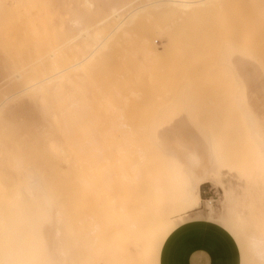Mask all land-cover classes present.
Instances as JSON below:
<instances>
[{"label": "rangeland", "instance_id": "374dc122", "mask_svg": "<svg viewBox=\"0 0 264 264\" xmlns=\"http://www.w3.org/2000/svg\"><path fill=\"white\" fill-rule=\"evenodd\" d=\"M92 1L95 2V8L93 5L87 10L88 6L84 0H0V100L10 96L4 107L0 109V204H2L0 206L5 210L0 207V213H9L8 218H11H9L11 224L9 229L20 234L17 244L25 245V248L21 246L24 251L20 250V254L29 258L28 260L20 255L17 250L20 246L15 248L17 245L14 244V252L18 253L15 254V260L18 263H14V259L11 263L20 264L28 261L25 264H49L50 258L44 256L52 253L55 243L52 233L55 227L54 220H49L53 219L51 213L53 214L58 208L57 205L65 208L66 214L74 221L83 217L84 213L96 216L105 211L101 220L107 222L104 226L105 235L108 236L104 237L107 241L95 250L93 248L90 257L86 255L88 258L86 264H123L127 258L129 260V257L136 258L133 253L135 247L129 252L130 247L138 246L132 241L131 231L128 228L117 227L115 223L109 225V220L105 216L107 209L114 207L112 203H115L116 199H123L124 184L132 181L130 178L124 179L123 175L124 169L129 167L124 149L126 145L128 149L132 140L138 144L141 150L140 157L143 159L141 160V177L137 182L139 190L147 188L145 185H149L153 179L156 186H164V189H168L172 171L178 166L184 168L180 163L182 156L167 157L162 152L164 146L181 142L179 148L182 152L194 151V154L197 152L198 155L203 156L204 160H210V147L216 146L214 154L218 156L220 164L212 168L215 171L212 175V183L201 184V198L212 201L216 218L225 214V210L232 206L236 212L241 213L243 216V222L239 226L241 238L245 237V232L257 230L264 217V181L259 172L261 160L258 162L259 159L254 154L256 153L254 143L258 133L252 127L254 119L259 118L257 123L264 124V89L262 88L264 86V0H214L207 4L210 6H206L204 11L202 9L201 14L198 10L199 13L194 11L195 16L191 14L179 17L178 13L175 15L171 13L167 17L160 11L154 14L156 18L154 15L152 19L149 16L145 18V21H141L140 26L138 23L131 27V30L129 28L124 37L115 39L111 46L101 53L92 67L94 71V136L96 140H106L105 146L109 147L108 152L101 150L100 153L104 157L109 155L112 159H116L111 174L113 185L110 190H106L94 181V192L90 194L94 196L90 198L92 202L90 203L87 199L86 202L89 204L77 206L75 205L77 196L70 189L73 187L63 184L59 176L57 179L56 172L46 170L48 167H50L48 170L52 168L56 160L52 162L53 158L57 157L59 160L60 146L64 145L62 143L64 131L59 129L62 122L44 113L42 108L44 102L39 93L31 90L20 91V93L19 90L27 85L26 79L33 76L40 61L38 58L43 57V52L48 50L51 38L55 43H60L73 30L69 24L72 18L80 15L83 23L94 21L98 13L119 0ZM156 28H160L163 34L161 37L152 35L151 30ZM47 37L51 38L47 39ZM148 39L151 44L154 43L152 46L158 51L157 54H155L156 51H151L150 54L149 50L142 47L144 40ZM66 52L73 54L75 48L70 47ZM242 55H246L247 64L250 65L251 70H255L257 79L262 83L260 86L262 91H259L258 95L244 80ZM45 59L42 62L45 63ZM18 70L23 73L21 84L5 80L7 78H4L5 76ZM25 70L27 73H24ZM17 85L22 87L19 88ZM14 94L16 95L13 97ZM170 110L178 111V115H166V112ZM261 114L262 119L258 116ZM155 120H157L156 126L164 125L166 128H162L164 131L162 133L156 132L161 135L159 138L151 137L150 126ZM54 124L59 125V128ZM171 133L173 136L179 134V138L174 136L178 140L174 139ZM163 137L167 138L163 139ZM181 139L184 140L179 141ZM118 142L121 144L118 145ZM53 147L55 150L58 148V151L52 150ZM166 150H170V147ZM51 156L53 157L49 160ZM17 158L18 161H15ZM145 158L148 159L147 166L143 164ZM47 160L50 161L49 166ZM14 161L19 165L22 162L25 168L21 167L22 164L16 167L17 164ZM102 163H105V160ZM55 164L52 169L56 168ZM26 166L31 167L30 170L33 171H28L29 167ZM34 171H37V176L45 179L48 175V178L46 176V179L42 180L36 176L34 180L36 175ZM42 171L45 172V176ZM99 173L100 182L109 180L105 177L104 170L101 169ZM162 173L165 174L162 175ZM134 174L135 172H131L130 176ZM28 176L34 178V184L32 179L27 180ZM38 178L41 179L40 184L42 182L44 184L46 180L49 182L44 185L45 188L37 187L40 189L36 190H43V193L32 191L33 194L30 196L24 188L26 192L17 194L23 192L21 183H27L26 187H29V190L32 185L40 186L37 183ZM53 181L56 184H53ZM49 184L56 189L54 191L59 189L56 192L57 194L59 192L57 195L59 200L50 196L49 189L52 188ZM35 188L33 187L32 190ZM46 190L50 192L47 194ZM69 191L73 194L67 196ZM37 194H44L45 197L42 200V197ZM118 195H121L120 198ZM18 196L23 200L16 202V199L19 200ZM29 196L30 198H27ZM163 198L168 196L163 195ZM226 198H228L227 201ZM24 199H31L30 204L33 206L38 205L40 201H43V204L47 203L44 204L45 208L42 202L40 203L41 210L35 206L34 212V207L29 204V201L26 203ZM117 200L116 204L121 206L122 201ZM21 201H24L25 206ZM152 202L155 204L153 200ZM18 203H21L20 207ZM144 203L147 201L144 200ZM47 204L52 206L54 211ZM200 204L198 210L186 214L193 219L199 216L205 217L208 210L204 202ZM21 205L26 207L27 212L30 209V215ZM157 205L156 210H153L154 207L152 209L149 207V212L141 215L139 218L141 227L137 230L142 231L143 225H154L156 219H162L159 209L161 202L158 201ZM170 206H166L164 217L166 221L173 224L175 229L186 222L182 220L185 214L176 212L175 207ZM46 208H48L47 212L44 211ZM36 212H41L38 214L40 216ZM42 213L46 219L43 218ZM37 216L42 217L39 219ZM174 216L181 219L176 220ZM216 218L211 220L219 223L226 230L224 223ZM118 220L116 218L115 222L117 223ZM82 224H84L82 227L75 226L76 235L79 237L89 229L86 221ZM3 225L0 221V237L6 228ZM166 235L163 241L168 236ZM160 243L158 245H161ZM48 247L52 249L49 250ZM27 250L30 252L28 255H26ZM82 250L79 249V251ZM132 258L131 260L134 261ZM249 262L257 264L252 257ZM157 263L159 264L157 249L150 258L141 257L138 262V264Z\"/></svg>", "mask_w": 264, "mask_h": 264}, {"label": "bare ground", "instance_id": "6f19581e", "mask_svg": "<svg viewBox=\"0 0 264 264\" xmlns=\"http://www.w3.org/2000/svg\"><path fill=\"white\" fill-rule=\"evenodd\" d=\"M84 1H85L86 5L88 6L87 10H89V8L93 7V5L95 8V2L93 3L92 0H84ZM210 1L213 2L214 0H119L115 3L110 4L102 12L98 13L97 17L94 19V21L83 23L81 20L82 17L80 15L72 18L71 21L69 22V24L73 28V30L70 31L69 34H67L65 36V38L62 42L55 43L54 40L50 37L51 40H50V46L48 47V50L45 51V53L43 52V54H44L43 57L38 58L40 61H38V64H37L38 66L35 65L37 67L34 70L35 72H34L33 76L30 77L29 79H26L27 85L24 88H22L21 90H19V92L31 90V91L39 93L40 94L39 96H41L43 98L42 100H43L44 104H42V108L45 111L44 113L51 115L52 118H56L62 122V125L60 128L58 127L59 125L54 124L59 129H62L64 131L63 132L64 140H62V141H64V142H62L64 145L62 144L63 147H61L59 144L60 150H61L60 157L58 156L59 160H57V157L52 159L53 156H51L49 159V160L52 159V162L56 159L55 162H53L54 164L56 163L55 164L56 168L52 169L54 167V164L52 166V164L50 163L52 168L50 170H48V168H50V167H48L49 166L48 163L50 162L48 160H47L48 162L46 161L48 166L47 165H45V166L48 167V168L46 167L47 171L56 172L55 174H58L56 176V178L59 176V180L63 184L70 185V187L71 186L73 187V188H70L69 186H67L68 188L73 190L74 194L77 196V202L75 205L81 206L83 204L84 205L89 204L86 201H87V199L90 200L91 197L92 198L94 197V196L90 195L92 192H94V186H95L94 181L98 186H100V187L102 186V188H104L106 190H110L112 185H113V182L111 181V174L113 172L112 168L116 164V162H115L116 159H112L111 157H109V155H107V157H104L103 154L100 153L101 150H103V151L106 150L107 152L109 151V147L106 148V146H105L106 140L102 139L99 141V140H96V137L94 136V71L92 69V67L94 66V62H96V60L101 56V53H103L105 50H107L111 46V44L113 43V41L115 39L120 38V36H121V38L124 37V35L127 33L128 29L130 28V30H131V27L135 26L136 24L138 25V23H139V26H140L141 21L146 20L145 18L151 16V19H152V15H154V14L156 15V13L160 12V11L165 13L166 14L165 16H167V17L171 13L174 15L178 13L179 17H182L183 15H191V14H193V16H195L196 13L200 12L199 14H201L202 9L204 11L205 10L204 8L207 6L208 3H210ZM208 6H210V5H208ZM194 11L195 12L197 11V12L195 13ZM155 15H154V17L156 18L157 16H155ZM158 15H159V13H158ZM162 17L164 18V16H162ZM151 33H152V35H154V34L159 35V37H161L163 35V34H161L160 28H156L153 31L151 30ZM164 34H165V32H164ZM50 38L47 37V39H50ZM149 40L150 39L144 40L145 42H144V44L142 43L143 44L142 47H145L147 50H149L150 54H151V51L152 52L156 51L155 54H157L158 51L156 49H154V47L152 46V44H154V43L151 44V42ZM244 41H246V40H244ZM70 47L75 48V52L73 54H68L66 52V50ZM168 49H169V47H168ZM246 55H248V54L246 53ZM245 56L242 55L243 60L241 62L243 65L242 71L244 74V80L246 81V83L249 84L251 90L253 92H257V95H258L259 91H262L261 90L262 88L264 89V86H262L261 85L262 83L259 82V79H257L255 70H251L250 65L247 64L248 62H246V61L248 59L246 60ZM43 59H45V61H46L45 63L42 62ZM19 70L10 73L8 76H5L4 78L7 77L5 80H7L9 82H14L15 84L16 83L21 84L23 82V73H21L20 72L21 70L20 71ZM24 73H27L26 70ZM260 86H262V88ZM18 87L20 88L22 86H18ZM13 88L14 87H12V89ZM19 88H17V89H19ZM15 95L16 94H14L13 97ZM17 95H18V93H17ZM9 97L10 96H7L4 99L0 100V109L4 107L6 101L9 99ZM177 112L178 111L170 110V111L166 112V115H174V114L178 115ZM256 113H258V112H256ZM263 115L261 114L258 116L259 117L261 116V119H262ZM55 120H53L54 123H55ZM258 120H259V118L257 120L254 119V121H253L254 124L252 127L254 129V131L256 133H258V135H256L258 138L255 139V143H254V146L256 145V153H254V154L258 157V159H259L258 162L261 160V163H260L261 165L259 166V169H260L259 172H260L261 179L264 181V147H263V145H264L263 134L264 133H262V132H264V124L262 123V125H261L260 123H257ZM156 121L157 120H155L150 126V130L152 131L151 137H153V138L161 137V135L157 134L156 132L160 131L162 133V132H164V131H162V128H165L164 125H162L160 127L156 126ZM180 122L182 123L181 120H180ZM184 122L185 121L183 120V123ZM184 125H183V127H184ZM185 127H186V125H185ZM179 129L182 130L180 127H179ZM56 133H58V132H56ZM56 135H58V134H56ZM180 135H181V131H180ZM172 136H173V134H172ZM178 136H179V134H178ZM178 136H175V137L179 138L180 136L179 137ZM167 137H163V139H165ZM175 137H174V139H176ZM107 138H108V136H107ZM168 139H170V138H168ZM176 140H178V139H176ZM183 140L184 139H181L179 141H183ZM171 141H174V140H171ZM176 143L174 145L168 144V145L164 146V148H162V152L169 158H178V156H182V161H180V163L184 166V168L183 167L181 168L178 166V168H176L175 170L172 171V173L169 177L170 186L168 189H164V186H160V187L156 186L155 180L153 179L149 185H145V186H147V188L139 190V187L137 188V186H138L137 182L139 181V179L141 177V169H142L141 160L143 161L142 157H140L141 150H140L138 144L133 140L130 141L128 149H127V145L124 149L125 159L128 158L129 167L124 169L125 172L123 175H124V179L129 180V178H130V181L131 180L132 181L126 182L124 184L123 187H125V189H124V193L122 196L123 199H119V200L116 199L117 201H122L121 206L120 205L118 206L116 204V200H115V203L110 202V203H112V205H114V207L108 208L106 211V215H105L109 220L108 221L109 225L115 223L117 227L128 228L131 231V237H133L132 241L134 243L138 244V246L133 245V247H130V249H129V252H130V250L131 249L133 250L135 247V250H133V253H134V256L136 257L135 258L136 260L133 259L132 257H129V260L127 258L126 262L123 264H138L141 257H143L145 259L150 258L151 254L154 253L155 249H157V254L160 255V249H161V246L164 242L163 238L165 237L166 234L168 235L174 229L173 224L170 223L169 221L165 220L166 218L164 217V215H165L164 210H165L166 206L172 205V207L173 206L175 207L176 212H184L185 216L183 217L182 220L188 221V220L193 219V218L188 216L186 213L198 210V208H200V205H201L200 202H204L205 207L208 210L207 215L204 218L209 219V220L216 218L214 216V213H213L214 209H213L212 201L209 199H203V198H201V195H200L201 184L210 183V182L212 183V181H213L212 175H213V172H215L212 170V168L216 165L219 166V164H220V160L218 159V156L216 154H214V150L216 149V146L214 147V145H213V147L212 146L210 147V153H211L210 160H206V159L204 160L203 156L198 155L197 152L194 154V151L191 153L183 151L184 152L183 153L179 148L180 147L179 144L181 142H179V144L178 143L176 144ZM120 144L121 143L118 142V145H120ZM190 145H192V144H190ZM169 147H170V150H166ZM181 148H183V147H181ZM53 149H54V147L52 148V150ZM55 151H58V148ZM57 153H59V152H57ZM57 155H59V154H57ZM20 160H22V159H20ZM103 160H105V163H102ZM15 161H18V158ZM12 162L10 164H12ZM22 162H24V161L22 160ZM22 162H20V165L17 164L18 162L17 163L15 162L17 164L16 167L21 166ZM46 162H45V164H46ZM147 163H148V159L145 158L143 164H145L147 166ZM21 167L25 168V166H23V164ZM26 167H29V166H26ZM41 167L43 168V166H41ZM30 168L31 167H29L27 169H28V171L32 172L33 170H30ZM101 169L104 170L105 177L109 178V180H107L105 182H100L99 177L101 175L99 176V174H100L99 172ZM163 169H165V168H163ZM34 172H35V174L37 173V171H34ZM40 172H41V170H40ZM131 172H135L134 176H132V177L130 176ZM44 173L45 172H43V175L45 176ZM30 174H32V173H30ZM30 174H28V175H30ZM52 174H54V173H52ZM164 174L165 173H162V175H164ZM37 175L38 174L35 175V179L32 178V177H34V175L32 177L28 176L27 180H28V178H29V180L32 179L31 181L34 184L33 181L36 180L37 177H39ZM46 176L48 178V175H46ZM46 176H45V179H46ZM118 176L119 175H117V177ZM39 178H42V177H39ZM39 178H38V180H39ZM43 178H42V180H45ZM6 179H8V178H6ZM40 180H39V182H37V181H35V182L40 184ZM0 181H1V179H0ZM54 181L52 182L53 184L55 183ZM9 182H11V181H9ZM27 182L30 183V181H27ZM45 182H44V184L42 182L43 185L40 184V186L39 185L36 186V184L32 185V183H31L32 187L30 190H29V187H26L27 183H25V184L21 183V187L23 186V192H19V193L16 192V193L22 194V193L26 192V190L24 188L27 189V191L30 193V196H32L31 194H33V192L35 193V191H36V193H37V191H39L40 193H43L42 192L43 190L40 191V190H36V189H40L37 187L45 188L44 185L49 183V182H46V183ZM130 183H132V184H130ZM49 185L52 188L51 184H49ZM49 185H47L48 189H49ZM18 186L20 187V184H18ZM33 187H36L35 190H32ZM1 189H2V187H1ZM12 189H11V191L13 192ZM19 190H20V188H19ZM21 190H22V188H21ZM49 190H51L50 196L52 198H54L55 200H59L58 196H57L59 194V192H58V194L56 193L57 191H59V189H57V191H54L56 189H53V188L49 189ZM68 190L69 189H67V191ZM225 190L227 191V189H225ZM46 191H44V193ZM70 191H69V194H67V196L73 194V193L71 194L72 191L71 192ZM49 192L50 191H47V194ZM66 193H68V192H66ZM227 193H229V192H227ZM2 194H4V193H2ZM14 195H16V194H14ZM37 195H40V194H37ZM43 195L44 194L40 195L42 197V200L45 197V195L44 196ZM163 195H167L168 198H163ZM19 196H18L19 200L16 199V202L17 201L20 202V199L23 200ZM22 196H24V195H22ZM30 196L27 198H30ZM120 196L121 195H118V198H120ZM24 198H26V197H24ZM32 198H34V197H32ZM69 198H71V197H69ZM81 198H83V199H81ZM31 199H29V200L24 199V200H26L25 201L26 203H27V201H29V204H30V203H32ZM144 200H146L147 203H144ZM152 200L155 202V204H153ZM227 200H228V198H226V201ZM47 201H48V199H47ZM158 201L161 202V208H159V209H160V212L162 214V219L161 218L156 219L155 220L156 223L154 225H150V224L143 225L142 231L137 230L138 228L141 227L140 226L141 223L139 222V218L141 217V215L143 213L149 212V210H150L149 207L151 209L154 207L153 210H156V208L158 207V205L156 206ZM23 202L21 201V203H23ZM41 202L43 204V201H40V203ZM91 202L92 201L90 200V203ZM5 203H3V204L5 205ZM40 203H38V205H35V206H37V208L39 207V210H41L40 209L41 206H39V205H42ZM46 203L47 202H45L44 204H46ZM57 203H56V205H57ZM20 204L18 203V207H20ZM33 204H34V202H33ZM35 204H36V202H35ZM44 204L42 206H44ZM58 204H60V203H58ZM107 204H108V202L106 203V205ZM163 204H164V206H163ZM0 205H2V204H0ZM23 205L25 206L24 203H23ZM30 205L33 206L32 204H30ZM24 206H22V207H24ZM35 206H33L34 212H35V208H36ZM47 206L50 208L52 207V206H49L48 204H47ZM0 207H2V206H0ZM28 207H30V206H28ZM57 207H56L57 209L55 208L56 209L55 211L53 208H51L54 211V213L53 214L51 213L53 219L49 220V221L54 220L53 226H55V227H53L54 229H53V231L52 230L51 231L53 233L55 243L53 245V249H52V247L51 248L48 247L49 250L52 249V253L50 255L48 254L49 256H44V255L43 256L46 258H48V257L50 258L49 264H86V261L88 260L86 255H88L90 257L91 253L93 252V248L95 250L96 248H98L99 245H101L102 243L107 241V238H105L107 235H105L106 232H105V227H104L107 224V222L101 220L102 214H104L105 211H103L102 213H98L99 215H96V216H94L92 214L84 213L83 217L78 218L77 221H74L71 217H69L66 214V210H64L65 208H63L62 206H58V205H57ZM16 208H17V206H16ZM21 208H19V209H21ZM25 208L26 207H24V210H25ZM43 208H45V206ZM2 209L4 210V207H2ZM19 209H18V211H19ZM47 209L48 208H46L45 210L43 209V210L46 211ZM235 210L236 209L232 206V208L225 210V214H223L224 216L222 215L216 219H219V220H221V223H224L223 224L224 227L231 234V236L234 238V240L238 246V249H239L240 264H250V262H249L250 257H252L257 264H264V217H263L262 221L260 222L259 228L257 230H253V231L251 230V231L245 232V237L241 238V234H240L241 229L239 226L243 222V216L241 213L239 214V212H236ZM21 211L22 210H20V212ZM28 211L30 212V209ZM48 211H50V209ZM29 212L26 211V213H28V214H29ZM34 212H33V216L35 214ZM40 213H37V215ZM44 213H42V216H44L43 215ZM8 214L9 213H7V214L0 213V216H1L0 221L3 222V224L5 225V226L3 225V227H6L4 229V231L2 232V237H0L1 238L0 239V245H1V247H0V250H1L0 251V264H13V263H11V261L13 259H14V263L15 262L18 263V261L15 260V257H16L15 254L17 253V251L14 252V247H13L14 244L17 245L15 248L20 246V249H17V250H19L18 251L19 254H20V250H21V252L24 251L21 247L23 245L17 244V241L19 239L18 237H20V234L16 233L15 231L13 232L9 229L11 224L9 221L10 217L8 218V216H9ZM49 215H48V217H49ZM38 216H40V215H38ZM30 217H32V216H30ZM41 217H38V218L41 219ZM175 217L176 216H174L173 218H175ZM200 217H203V216H199L198 218H200ZM26 218H28V217H26ZM43 218H45V216ZM116 218L119 219L117 223L115 222ZM32 219H34V218H31V220ZM175 219L178 220V219H181V217H177ZM28 221H29V218H28ZM85 221H86L87 225L89 226V229H87V231L85 232L84 235L79 237L76 235L75 226L82 227V225H84L82 223H84ZM17 225H18V221H17ZM49 227H52V226L49 225ZM79 234H80V232H79ZM27 235H28V233H27ZM51 240H53V238ZM21 242H22V239H21ZM159 243L161 245H158ZM42 245H43V243H42ZM79 249H81V250L83 249V250L79 251ZM29 253L30 252L28 251V253H26V255H28ZM125 253H127V252H125ZM20 255H22V254H20ZM131 255H132V253H131ZM22 256H24V255H22ZM25 258H27V256ZM131 258L134 261H132ZM18 259H20V258H18ZM27 259L29 260V258H27ZM25 262H28V261H25ZM25 262L20 263V264H25Z\"/></svg>", "mask_w": 264, "mask_h": 264}, {"label": "crops", "instance_id": "0c3cea01", "mask_svg": "<svg viewBox=\"0 0 264 264\" xmlns=\"http://www.w3.org/2000/svg\"><path fill=\"white\" fill-rule=\"evenodd\" d=\"M159 264H240V254L227 230L202 217L190 219L168 234Z\"/></svg>", "mask_w": 264, "mask_h": 264}]
</instances>
